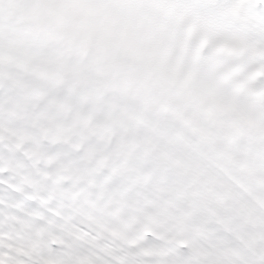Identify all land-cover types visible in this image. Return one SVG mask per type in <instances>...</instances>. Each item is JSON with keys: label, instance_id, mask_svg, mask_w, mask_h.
Here are the masks:
<instances>
[{"label": "snow or ice", "instance_id": "1", "mask_svg": "<svg viewBox=\"0 0 264 264\" xmlns=\"http://www.w3.org/2000/svg\"><path fill=\"white\" fill-rule=\"evenodd\" d=\"M0 264H264V0H0Z\"/></svg>", "mask_w": 264, "mask_h": 264}]
</instances>
